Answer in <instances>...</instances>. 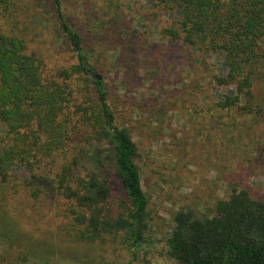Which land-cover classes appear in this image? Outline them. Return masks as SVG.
<instances>
[{"label": "rangeland", "instance_id": "rangeland-1", "mask_svg": "<svg viewBox=\"0 0 264 264\" xmlns=\"http://www.w3.org/2000/svg\"><path fill=\"white\" fill-rule=\"evenodd\" d=\"M61 9L104 84L116 123L134 142L147 198L145 240L131 260L120 235L76 237L69 202L52 188L63 157L55 153L28 174L29 186L0 197V264H177L165 245L176 212L210 216L233 188L264 198V78L252 81L251 97L239 95L234 105L221 108L218 102L234 95L235 86L214 79L224 74L218 52L202 55L169 41V60L178 66L161 61L160 46L167 43L161 30L175 16L167 10L148 0H61ZM0 31L20 37L47 75L76 62L50 0H10L0 13ZM124 34L155 43L148 51L137 49V65L114 49L115 38ZM76 146L68 143L65 157ZM109 185L111 210L119 211L125 197L118 179L110 176ZM36 190L37 197L31 196Z\"/></svg>", "mask_w": 264, "mask_h": 264}, {"label": "trees", "instance_id": "trees-1", "mask_svg": "<svg viewBox=\"0 0 264 264\" xmlns=\"http://www.w3.org/2000/svg\"><path fill=\"white\" fill-rule=\"evenodd\" d=\"M148 1L175 15L161 30V38L167 41L160 46L161 61L178 66L177 60H169V41L202 55L218 52L224 74L214 79L233 84L235 94L217 105H234L239 95L251 97L252 81L264 78V0ZM9 6L10 0H0V13ZM50 6L75 55L70 67L47 75L41 60L34 52H26L20 37L0 31V122L4 129L0 197L15 187L29 186L28 174L52 154H61L52 188L69 202L67 215L73 226H79L74 235L86 241L120 235L133 260L148 226L147 198L133 160L135 145L116 123L104 84L93 74L94 66L81 37L66 21L61 0H50ZM122 31L127 33L126 28ZM114 41L117 56L130 58L135 65L137 49L148 51L155 45L144 39L133 41L127 34L117 35ZM68 143L78 146L75 154L65 157ZM110 176L118 179L125 197L119 211L111 210ZM30 195L37 197V190ZM172 221L165 238L166 254L177 264H264V198L255 199L245 189L233 188L226 198L218 199L210 216L196 217L180 210Z\"/></svg>", "mask_w": 264, "mask_h": 264}, {"label": "water", "instance_id": "water-1", "mask_svg": "<svg viewBox=\"0 0 264 264\" xmlns=\"http://www.w3.org/2000/svg\"><path fill=\"white\" fill-rule=\"evenodd\" d=\"M96 77H98V76H96Z\"/></svg>", "mask_w": 264, "mask_h": 264}]
</instances>
